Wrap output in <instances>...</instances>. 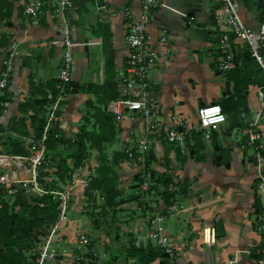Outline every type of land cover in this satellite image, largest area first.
<instances>
[{"label":"crops","instance_id":"1","mask_svg":"<svg viewBox=\"0 0 264 264\" xmlns=\"http://www.w3.org/2000/svg\"><path fill=\"white\" fill-rule=\"evenodd\" d=\"M235 1L241 20L257 30L263 15L262 0ZM216 4L213 0H161V6L154 12L147 28L151 43L159 52H162L157 45L159 30L164 27L169 31L172 52L170 56L162 57L148 73L163 106V114L174 112L194 124L197 109L213 102L219 103L226 114V121L212 132L210 140L201 135L188 140V154L182 153L179 146L166 143L153 146L152 158L155 160L149 161L151 172L181 183L176 185L178 196L174 213H168L162 199L154 192L148 194L149 210L162 209L166 214L159 226L176 246L177 264H228L234 256L236 262L233 264H264V256L256 253L264 247V235L257 229V216L264 212V194L255 186L253 151L243 134L248 126H240L242 118L249 117L250 121L255 118L260 108L257 95L260 86L249 84L243 91L238 86L239 91L235 93L234 87L240 83L241 74L218 71L219 26L212 15ZM17 5L19 12L5 18L4 25L0 26V41L1 35L7 39L6 45L0 43V58L12 42L22 43L0 104V136H4L1 141L5 139L6 142L18 138L22 141L26 137L9 131L8 126L19 114L18 104L33 97L30 84L41 85L56 77L62 49L51 41L61 39L64 30L61 23L48 17L25 18L21 0ZM126 6L138 12L140 0H82L66 15L73 40L89 42L73 48L72 84L56 126L59 135L64 134L67 139L77 135L82 125L88 131L93 130L85 118L82 119L84 108L92 113L87 100L93 106L103 105L105 112L107 101L118 96L117 84L126 74L127 56L123 44ZM191 12L194 19H188ZM236 46L239 55L247 52L238 40ZM88 84L92 87L83 89ZM244 109L247 112L241 117ZM29 121H26L28 135L32 129ZM258 126L264 132V109ZM117 127L114 126L110 141L105 142L108 148L122 152L125 133ZM85 143L89 145L87 141ZM94 156L91 155L89 162H94ZM107 159L112 168L119 164L122 167L121 173L110 174L115 177V203L110 205L103 192L105 197L99 199V189H92L93 193L82 192L81 188L75 190L71 200H78V203H70L69 210L74 214L64 221L65 224L59 225L55 238L70 243L73 236L78 238L80 233L90 237V229L95 228L98 235L94 239L90 237L96 249L93 264H161L163 253L153 259L145 255L150 247L156 251L155 244L147 239L146 215L149 211L137 203L135 195L125 192V187L134 179L130 166L123 161L119 163L120 159L110 155ZM101 160L98 162L102 163ZM11 177L12 182L18 179L14 173ZM85 197L91 199L93 206L82 211ZM180 204L183 209H179ZM91 213H94L96 224H93ZM205 228L214 229V241L210 244H205L202 239ZM136 239L142 242L140 247L134 246ZM77 255L76 248L71 251L65 247L60 252L59 264H74Z\"/></svg>","mask_w":264,"mask_h":264},{"label":"built area","instance_id":"2","mask_svg":"<svg viewBox=\"0 0 264 264\" xmlns=\"http://www.w3.org/2000/svg\"><path fill=\"white\" fill-rule=\"evenodd\" d=\"M82 0H21L22 14L25 18L38 20L41 17H48L64 26L61 39L51 41V44L62 49L59 66L56 72L57 93L51 98L52 105L47 111L45 124L42 128L38 146L32 137L26 136L25 155L0 154V164L7 170L0 169V187L3 184L19 183L23 185L24 191L34 190L40 195L51 194L59 200V215L51 232L40 242L38 251L31 264H59L60 253L54 248L59 225L69 218V202L75 190L81 188L82 192L91 191L90 185L95 178V169L91 168L86 161L73 166L70 179L62 189H46L40 184V170L45 164L46 140L52 132L54 125L59 119V111L65 109V101L71 82V71L73 67V48L87 43L75 42L70 35L67 24V13L78 7ZM217 4L212 15L215 23L219 26L217 35V51L219 58L216 61L217 69L221 73L234 70L241 65L238 58L239 52L236 41L243 44V48L256 61L264 77V1L262 5V20L258 29L253 30L246 25L238 13V3L235 0H214ZM161 6V0H140L138 12L130 6L124 9L126 30L123 36V44L126 49V74L119 80L116 90L118 96L110 99L105 104L104 110L113 117L114 124L120 130H124L122 153L125 155V162L130 166L133 176L138 175L136 180L138 202L146 206L149 211L146 215L148 224L147 239L154 243L161 253L167 254L162 257L161 264H177L176 246L169 236L159 226L166 214L161 210L150 211L149 193H153L160 184L156 181L157 176L151 172L149 160L153 157V146L166 143L179 146L184 154L189 153L188 140L196 135L204 139H211L212 132L217 130L221 123L226 121V114L219 103L200 106L197 111L196 122L190 123L187 119L171 112L163 114V106L153 88V82L148 77L151 68L158 65L161 58L170 56L172 52L169 44V31L167 28L159 30L157 45L162 52L157 50L151 43L147 28L154 12ZM100 8V7H99ZM103 8V6H102ZM188 19H194L189 17ZM189 23L190 21L187 20ZM21 42H12L3 52L0 58V99L3 91L8 87L15 64L20 55ZM258 99L260 108L255 118L244 129L246 144L252 147L255 169L256 190L264 194V132L259 128L258 121L264 109V85L258 88ZM117 127V128H118ZM76 138H72L75 140ZM152 151V156L150 152ZM18 162V180L11 181V165L6 166L10 161ZM16 164V163H15ZM7 171V173H6ZM177 186L169 182L166 190L173 194L172 204L166 209L168 213H174L177 202ZM160 189L158 191H162ZM12 190H8L12 193ZM84 197V196H83ZM160 197V196H159ZM161 198V197H160ZM93 202L88 197L81 204V210L87 211L92 207ZM183 209V205H178ZM177 207V208H178ZM257 229L264 235V212L257 216ZM205 244L214 241V229L205 228L202 236ZM142 242L139 239L134 241L135 247H140ZM76 250L80 255L75 257L76 264H90L96 255V249L91 243L90 237L85 233L78 235ZM256 253L264 256V247L259 248ZM88 255V257H86ZM262 261L264 259L262 258ZM236 262V257L229 259L228 264Z\"/></svg>","mask_w":264,"mask_h":264},{"label":"trees","instance_id":"3","mask_svg":"<svg viewBox=\"0 0 264 264\" xmlns=\"http://www.w3.org/2000/svg\"><path fill=\"white\" fill-rule=\"evenodd\" d=\"M6 1V0H3ZM15 0H7V14L6 17L9 18L12 15V4ZM2 2V0H0ZM21 12V9H20ZM2 38V37H1ZM6 40L0 41L1 44H5ZM264 52V51H263ZM238 58L241 60V65L237 66L233 73H240L242 78H239L240 83L235 85V93H238V86H240V90L243 91L249 84H257L259 86L264 85V77L261 69L259 68L256 61L248 54V52L243 51ZM249 67V69H248ZM249 70V71H248ZM237 79L238 78H233ZM59 81L56 78H52L47 80L41 85H33L30 84L32 96L30 99L25 100L18 104V115L14 116L8 126V130L14 132L19 136H28L27 124L26 121L29 119L33 134L36 140L40 139L42 128L45 124V120L41 117L40 113L43 111L44 106L49 103L50 98H53L57 93V84ZM72 81L67 86L70 87ZM92 87L91 84L83 86V89H88ZM114 88V87H113ZM0 99V104H1ZM89 106H93L92 102L86 101ZM247 112L246 109L241 111L240 115L243 117L244 113ZM106 114V112H104ZM93 115V114H92ZM95 115V114H94ZM93 115V116H94ZM107 115V114H106ZM108 116V115H107ZM87 117H90V114L87 113ZM86 117V118H87ZM113 125V119L108 116ZM250 118H242V122L240 123L241 127H247L250 123ZM2 131V128H0ZM112 133V132H111ZM59 134V129L53 130L47 137L46 140V152L48 148H51L54 145L60 144H71L74 147H79L77 154L74 158V166L82 164L85 159L84 153V142L91 141L94 143H98L103 138H108V132L104 131L102 136L100 137L96 132L86 130L85 126L82 125L78 132V136L74 141L67 139L65 135H60L55 138L54 135ZM113 134V133H112ZM196 135L194 138L198 137ZM197 139V138H196ZM188 143V142H187ZM9 154L12 155H25L27 152L22 145V141L18 139H11L7 142ZM194 150L192 151V153ZM123 155V154H122ZM124 158L125 155H123ZM56 166L58 167L57 178L62 183L66 182L70 179L71 174L69 173V166L66 164L64 159H60ZM106 169L102 164V169L100 170V174L95 177L90 185L91 189H99L101 192L105 193L108 198V203L114 204L115 197L117 196V191H115V177H111L112 179L106 177L105 174ZM72 173V171H71ZM154 174V172H152ZM156 174H154L155 176ZM156 181L164 186V190L159 192V196L161 197L164 206L172 204L171 198L173 194L169 193L166 190V186L169 182L174 183L177 186H180L179 181L173 180L170 177H166L163 175H156ZM134 179L139 180V176L135 175ZM108 180V181H107ZM113 180L114 187L104 189V186L107 182ZM110 185V184H109ZM52 187L55 189H60L58 184L53 182ZM136 187V185L134 186ZM53 188V189H54ZM113 189V190H112ZM2 187H0V196L2 197ZM87 191V190H86ZM106 191V192H105ZM135 199L139 205H142L138 202V196H135ZM59 200L53 198L51 194H44L39 196H26L24 190H20L19 188L16 190L14 194V200L12 203L2 200L0 203V264H26L29 262V256L26 255V251L29 250L35 243L40 241V236L48 235L47 227L52 223H54L59 215ZM17 207V209H15ZM146 208V206H144ZM139 252H143V250H138ZM161 252L156 247V251L153 247H150L145 255H148L149 259L155 258ZM260 255V254H258ZM259 257V256H257ZM90 264H93V260Z\"/></svg>","mask_w":264,"mask_h":264},{"label":"rangeland","instance_id":"4","mask_svg":"<svg viewBox=\"0 0 264 264\" xmlns=\"http://www.w3.org/2000/svg\"><path fill=\"white\" fill-rule=\"evenodd\" d=\"M7 1V0H6ZM6 1H3L0 2V26L1 25H4L5 23V18L6 17V14H7V7H6ZM19 0H15L12 4V15L16 12H19V7L17 5V2ZM214 1V0H213ZM1 39L2 40H6L4 41L5 42V45L7 43V39H6V36L5 35H1ZM52 105V100L50 99L49 103H47L43 109V111L40 113L41 117L44 118V120H46V117H47V111L49 109V107ZM89 108V107H87ZM91 114H90V117H87V113H90V111H88L87 109H83L84 110V115H83V118H85V122L89 123L91 126H92V131L93 132H96V134H98L100 137L102 136L103 132L106 131L108 132V138H103L102 136V139L100 142L98 143H94V142H91V141H87L89 143V145L87 146L86 145V141L84 142V153H85V156H84V159L85 161L88 163V165L91 167V168H94L96 169L97 171V175H95V177L98 176V174H100V170L102 169V164L104 166V168L106 169L105 171V174H106V177L112 179L111 177H113V175H110V174H115L116 172L119 174L121 173V166L118 165V162L121 163L122 161L125 162V158L123 157V153L121 151H118L116 152L114 149H111L107 147V144L106 142H109L111 138H109V136L112 135L111 132H113L114 130V125H113V122L112 120L104 113L103 111V105H100L99 107H92L91 106ZM64 111L63 110H60L58 113L59 115ZM94 116H93V115ZM87 117V118H86ZM58 123H59V119L58 121L56 122V124L54 126H57L58 127ZM86 127V126H85ZM30 137H32L35 141V145L38 146L39 144V140H36L35 137H34V134H33V130L32 129H29V135ZM60 135H54L55 138L59 137ZM78 136V133L77 135H74L72 138H76ZM5 138L4 136H0V141ZM6 138H10V137H6ZM72 138H68L70 139L71 141H74L72 140ZM5 140V139H4ZM1 141V144L3 145L2 147L0 146V154H9V152L7 151L8 149V145H7V142L6 140L5 141ZM106 141V142H105ZM111 144V142H110ZM22 145L24 147V149L26 150V152L28 153L27 149H26V141L23 139L22 140ZM249 148L252 150V147L249 146ZM78 149L79 147H74L71 145V144H60V145H54L52 146L51 148H48V151L45 152V164L42 166L41 170H40V184L41 186H43L44 188L46 189H53L54 187H52L53 185V182L57 183L58 184V187L60 189H62L64 187V185L66 184V182L62 183L60 180H58L57 178V171H58V167L56 166V163L60 160V159H64L66 161V164L69 166V173L71 174V171L73 170V166H74V158H75V155L77 154L78 152ZM253 151V150H252ZM26 153V154H27ZM94 154L95 156V160L94 162L88 159L91 158V155ZM111 156V157H115V159H120V161H118L116 163V165H118V167H115V168H112V166L109 165V163L111 161H109L107 159L108 156ZM102 159L103 162L102 163H99L98 161ZM101 160V161H102ZM155 160V157L154 158H151L149 161L150 163L152 161ZM117 161V160H116ZM16 163V164H15ZM2 164H0L1 166ZM11 165V172L10 174L13 175V172L12 171H15L17 174L19 172V163L18 162H14V161H10L6 166H10ZM1 168V167H0ZM7 171H9V168L7 169ZM6 171V173H7ZM124 172H128L126 170L123 169ZM133 174V173H132ZM21 177V176H19ZM19 177L17 176V178L19 179ZM12 178V177H11ZM16 179V180H18ZM108 181V180H107ZM136 180H134L133 178L131 179V184L130 186H126L125 189H126V194H133L135 196H137L136 192H137V187H134L136 185ZM13 184H15L13 186ZM13 184H3L1 185L3 191H2V197L0 196V203L2 202V200L4 201H7L9 203H12V201L14 200V194L16 192V190L19 188L20 190H24V188L22 187L23 185H20L19 183L15 182ZM63 184V185H62ZM110 184V185H109ZM112 184V186H111ZM111 186V188L114 187V183H113V180H111L110 182H107V184L104 186V189H109ZM13 188V191H11L12 193H9L8 190H12ZM120 188V187H118ZM164 186L163 185H159L158 187H156V190L154 192L155 195H159V192L158 190L160 189H163ZM55 189V188H54ZM113 190V189H112ZM105 191V192H106ZM108 192V191H107ZM89 193H93V192H89ZM25 195L26 196H31V195H34V196H39L40 193L39 192H36L34 190H29L27 192H25ZM98 196H99V199L100 198H104L105 195L101 193V191L98 193ZM94 200H96V195L94 196ZM70 203L71 204H76L78 203V200H75V199H70V202H69V206H70ZM17 209V207L15 208ZM70 210V209H69ZM74 213L69 211V217H71ZM76 217L79 216V214H75ZM94 213H91V219H93V224L96 222V219L94 220ZM55 223V222H54ZM54 223L50 224L48 227H47V230H48V234L51 232L52 228H53V225ZM66 222L62 223V224H65ZM61 224V225H62ZM76 224V223H74ZM96 224V223H95ZM98 230V229H97ZM84 232V231H82ZM91 234V238L94 239L96 238V236L98 235V231L95 230V228L93 229H90V232ZM48 235H43V236H40V241L35 243V245H33L29 250L26 251V255L29 256V261H33L34 260V257L38 251V247L40 246V242L43 240L44 237H47ZM77 237L73 236L72 238V241L70 243H67V240L65 239H62V238H59L58 240L56 239L53 243V246L54 248L60 253L62 252V249L67 247L69 249H75L76 248V244H77ZM77 253L79 254V252L77 251ZM80 255V254H79ZM34 262V261H33ZM76 264V263H74Z\"/></svg>","mask_w":264,"mask_h":264},{"label":"water","instance_id":"5","mask_svg":"<svg viewBox=\"0 0 264 264\" xmlns=\"http://www.w3.org/2000/svg\"><path fill=\"white\" fill-rule=\"evenodd\" d=\"M263 1H264V0H262V2H261V4H260V8H262ZM188 16H189V17H195V15L193 14V12L189 13ZM56 129H57V127L54 126L53 129H52L51 131L56 130ZM150 155H152V151L150 152ZM14 185H15V184H13V186H14ZM162 255H163V256H167V254H165V253H163ZM86 257H88V255H86Z\"/></svg>","mask_w":264,"mask_h":264}]
</instances>
